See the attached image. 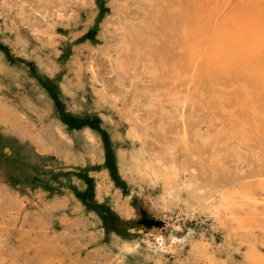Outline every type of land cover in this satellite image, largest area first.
<instances>
[{
  "label": "rangeland",
  "instance_id": "obj_1",
  "mask_svg": "<svg viewBox=\"0 0 264 264\" xmlns=\"http://www.w3.org/2000/svg\"><path fill=\"white\" fill-rule=\"evenodd\" d=\"M132 1L0 0V264H264L246 256L253 239L264 252V214L260 227L242 230L206 213H165L162 185L144 180L125 160L142 147L154 155L160 145L153 133L160 115L145 103L151 78L142 68L119 74L112 66L125 23L144 15L143 0ZM171 1L182 8V0ZM239 1L226 12L239 9ZM209 56L200 59L203 67ZM84 59L101 95L78 80ZM132 120L137 137L128 129ZM238 168L241 187L260 184L253 166ZM198 239L209 251H192L188 242ZM162 241L181 247L162 249ZM145 243L153 255L145 254Z\"/></svg>",
  "mask_w": 264,
  "mask_h": 264
},
{
  "label": "bare ground",
  "instance_id": "obj_2",
  "mask_svg": "<svg viewBox=\"0 0 264 264\" xmlns=\"http://www.w3.org/2000/svg\"><path fill=\"white\" fill-rule=\"evenodd\" d=\"M231 1L182 0V8H177L171 0H143V17L139 22L125 23V34L111 59L119 74L132 67L135 71L142 68L151 78L145 103L160 115L153 132L157 142L159 139V150L151 155L145 147L138 148L125 160L144 180L162 185L158 203L163 212L178 209L185 215L206 213L222 225L232 221L233 229L250 230L255 225L260 227L259 216L264 214L259 210L264 207V0H240L241 7L227 13L226 6ZM21 11L25 8L21 7ZM227 16L230 21L224 23ZM214 29L218 33L212 38ZM206 53L210 56L203 67L200 59ZM92 66L90 60H82L78 80L86 88L95 87L101 95ZM102 96L105 98L106 93ZM3 110L0 107V116H4ZM125 114L131 118L132 113ZM147 116L150 117L148 112ZM129 126L131 135L137 137L140 132L136 122L132 120ZM246 162L253 166L251 175L260 180L258 186L254 183L256 187L237 184L243 178L238 165ZM245 234L241 233L249 238ZM253 241H248L246 256L250 262L264 263V252ZM146 243L144 252L151 256L154 252ZM188 243L197 254L209 251L202 239ZM161 245L162 249L181 247L177 241H162Z\"/></svg>",
  "mask_w": 264,
  "mask_h": 264
}]
</instances>
